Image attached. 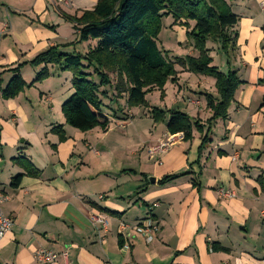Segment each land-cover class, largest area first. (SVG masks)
I'll return each mask as SVG.
<instances>
[{
	"label": "crops",
	"instance_id": "obj_1",
	"mask_svg": "<svg viewBox=\"0 0 264 264\" xmlns=\"http://www.w3.org/2000/svg\"><path fill=\"white\" fill-rule=\"evenodd\" d=\"M69 1L72 10L57 0H0V192L9 198L3 210L14 222L0 241V264H41L35 258L40 249L60 255L53 264H264L258 181L264 178V0H226L239 17L230 30L236 47L227 56L208 44L211 56L225 58L213 65L224 74L236 72L243 84L227 119L212 124L202 153L212 117L207 95L217 97L215 80L178 65L176 82L166 84L162 100L153 91L150 107L199 119L204 133L194 131L188 142L184 134L168 132L169 115L155 123L150 109L126 110L124 100L123 113L113 104L107 111L106 131L83 133L65 125L61 108L73 94V77L55 66H49V79L15 99L2 97L19 65L25 63L20 74L28 84L36 79L43 67L29 62L37 55L52 47L85 55L96 46L76 42L68 17L92 10L98 0ZM165 20L177 43L170 57L198 56L186 27L172 17L163 27ZM186 43L193 50L186 51ZM60 125L62 142L52 132ZM21 158L40 177L24 176L12 187L25 174L16 162ZM145 221L159 226L152 242L135 232Z\"/></svg>",
	"mask_w": 264,
	"mask_h": 264
},
{
	"label": "trees",
	"instance_id": "obj_2",
	"mask_svg": "<svg viewBox=\"0 0 264 264\" xmlns=\"http://www.w3.org/2000/svg\"><path fill=\"white\" fill-rule=\"evenodd\" d=\"M166 17L186 27V36L193 42L198 56L171 58L170 52L160 47L159 37ZM68 20L79 33L77 43L95 41L96 46L85 55L68 54L59 47L37 55L29 65L43 68L30 84L20 74L25 63L12 69L10 72L15 76L3 91L5 100L15 99L35 84L49 79L52 76L49 66H55L73 77V94L61 108L65 125L83 133L94 129L106 131L111 124L107 111H113V104L123 113L119 101L124 100L127 110L150 109L155 123L165 122L169 115L168 132L184 134L188 142L193 139L194 131L204 133L201 121L178 111L150 107L146 98L155 90L164 98V88L169 81L176 82V65H180L190 73L215 80L217 97L207 95V109L212 117L207 121L210 128L199 148L202 153L211 141L212 124L227 119L229 108L243 84L236 72L224 74L213 65L214 58L208 47L209 43L216 44L227 56L236 47V36L232 37L230 30L239 23V17L226 0H98L92 10L68 17ZM52 132L61 142L65 141L63 125ZM16 162L25 174L15 177L12 187H19L24 176L40 177V172L26 159ZM176 177L165 178L161 183ZM258 181L264 192V178L261 176Z\"/></svg>",
	"mask_w": 264,
	"mask_h": 264
},
{
	"label": "built area",
	"instance_id": "obj_3",
	"mask_svg": "<svg viewBox=\"0 0 264 264\" xmlns=\"http://www.w3.org/2000/svg\"><path fill=\"white\" fill-rule=\"evenodd\" d=\"M59 4H65L62 0H57ZM264 6V4H263ZM169 142L162 144L159 146V150H164L168 147ZM222 195L226 198L233 197V193L229 191H222ZM9 200V198L2 192H0V241H2L8 233H10L14 228V222L12 219L7 217L3 210V205ZM158 206V204H155ZM99 224L106 228V223L101 219L98 221ZM123 229H128L127 226L123 225ZM159 231V226L156 223H152V221H145L140 223L135 228V232L141 236H143L148 242H152L155 238V234ZM67 254H64L66 257ZM59 254L55 253L51 250L40 249L35 253L36 260L41 264H53L59 258Z\"/></svg>",
	"mask_w": 264,
	"mask_h": 264
},
{
	"label": "rangeland",
	"instance_id": "obj_4",
	"mask_svg": "<svg viewBox=\"0 0 264 264\" xmlns=\"http://www.w3.org/2000/svg\"><path fill=\"white\" fill-rule=\"evenodd\" d=\"M63 2H65L66 3V5L65 4H63V5H65L66 7H68V10H72V8L70 9L69 7H70V5H71V3H70V1L69 0H62ZM167 24H168V22H167V20H165L164 21V27H163V30H162V33H161V35H160V37H159V45H160V47L162 46V44H163V46H162V48L164 47L165 49H166V51H171V50H173V51H175V46H176V44L177 43H175V37H174V35H172V33L169 31V29H168V27L166 28V26H167ZM174 24H176V25H178V23H175L174 22ZM180 24V23H179ZM192 27V26H191ZM78 28V27H77ZM74 30L76 31V33H78V31H77V29H76V27L74 26ZM78 35H79V33H78ZM77 41H78V39H77ZM76 41V42H77ZM190 42V41H189ZM193 43V42H192ZM188 44L189 43H186L185 45V49H186V51H191V50H193V49H190V47L188 46ZM85 46H87V45H85ZM163 48V49H164ZM191 53V52H190ZM182 54V53H181ZM213 54H214V52H213ZM176 55V54H175ZM176 56H179V54H177ZM186 57V56H185ZM212 57L214 58V61H215V63H216V65H218V64H220V65H223V63H224V61H225V58H224V54L222 55V53L221 54H214V55H212ZM214 63V64H215ZM178 66H180V65H178ZM181 67V66H180ZM225 70V69H224ZM153 93L151 94H148L147 95V101H148V103L151 105V102H154V97H153ZM159 98L162 100V99H164V98H162V96H161V94H159ZM164 97H165V95H164ZM122 101V100H121ZM121 101H119L120 102V106L122 107V103H121ZM126 108V107H125ZM126 110H127V108H126ZM132 115V113L129 111L128 113H127V115ZM129 117V116H128Z\"/></svg>",
	"mask_w": 264,
	"mask_h": 264
},
{
	"label": "water",
	"instance_id": "obj_5",
	"mask_svg": "<svg viewBox=\"0 0 264 264\" xmlns=\"http://www.w3.org/2000/svg\"><path fill=\"white\" fill-rule=\"evenodd\" d=\"M150 181L152 182V183H155V178H150Z\"/></svg>",
	"mask_w": 264,
	"mask_h": 264
}]
</instances>
